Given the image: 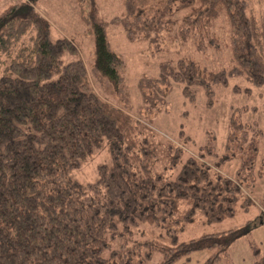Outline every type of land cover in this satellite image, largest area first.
<instances>
[{
	"label": "trees",
	"instance_id": "1",
	"mask_svg": "<svg viewBox=\"0 0 264 264\" xmlns=\"http://www.w3.org/2000/svg\"><path fill=\"white\" fill-rule=\"evenodd\" d=\"M38 2L17 0L0 11V264H151L156 249L172 254L159 263L169 264L187 251H224L225 232L178 243L179 234L198 213L205 223L219 222L254 203L245 190L262 171L257 167L264 129L258 120L244 121L234 111L221 153L214 134L196 154L168 139L167 162L157 168L155 129L127 105L97 92L79 44L66 35L54 37ZM76 2L94 34V79L107 77L120 88L124 59L110 43L106 21L96 17L95 7L86 13L94 0ZM122 2L129 39L157 50L167 42L178 50L176 59L160 62L154 79L140 77L147 107H158L170 81L181 83L190 100L202 88L208 102L215 86H228L233 77L264 85V19L249 0ZM222 16L230 29L224 42L231 50L228 66L211 69L174 44L178 29L199 51L220 47L214 27ZM67 53L71 59L65 61ZM180 135V142L191 141L184 130ZM104 141L111 162L99 165L93 182L75 179L72 170ZM232 160L238 162L235 170L224 172ZM145 224L160 228V237L173 245L160 248L151 238L141 239ZM253 248L261 257L257 264H264L261 250Z\"/></svg>",
	"mask_w": 264,
	"mask_h": 264
},
{
	"label": "rangeland",
	"instance_id": "2",
	"mask_svg": "<svg viewBox=\"0 0 264 264\" xmlns=\"http://www.w3.org/2000/svg\"><path fill=\"white\" fill-rule=\"evenodd\" d=\"M17 0H0V11L8 4ZM19 1V0H18ZM252 10L264 19V0H249ZM85 5L86 13L95 7L96 17L104 19L107 23L109 40L112 47L124 59L122 73L124 76L120 88L107 77L94 79L95 43L92 27L85 23L81 16L79 4L76 0H39L38 10L52 23L54 37L66 35L79 44L80 55L83 57L97 92L108 101L126 105L136 118L149 123L155 129V142L158 148L160 161L157 168L167 162L165 145L168 139L186 149V154H196L198 148L211 142V134L216 136L214 144L218 152H222L228 132L231 115H236L244 121L258 120L264 129V85L255 86L244 77H233L228 86L216 85L212 102L207 101V96L202 88L196 87V95L190 100L183 94L181 83L170 81L169 86L163 85L167 93L164 100L157 102L158 107H147L142 100L138 89V81L142 75H148L151 80L158 74L159 64L167 58H177L175 47L164 42V47L155 49L146 41L132 40L126 36L123 26L124 5L122 0H94V3ZM216 38L219 39L220 47H208L207 51H199L190 39L183 41L179 36L178 29L172 38L180 43L182 52L189 54L210 67L219 69L230 64L231 50L224 44L229 38V25L225 16L215 21L214 27ZM221 40V41H220ZM65 61L71 59L69 53L63 56ZM237 85L238 90H234ZM249 88L250 91L245 89ZM181 130L189 134L191 141L180 142ZM213 136V135H212ZM159 160V159H158ZM212 160V159H210ZM264 135L260 140L257 168L262 171L257 173V181L249 190L254 203L247 211L238 210L232 216L219 222L205 223V219L199 213L191 222L184 225L180 232L178 243L199 238L208 233H224L221 238L226 240V248L216 256L214 249H196L190 252L179 253L172 258L169 264H257L258 259L254 254L253 246L261 250L259 256L264 257ZM111 162L108 152V143L104 141L88 156L79 168L72 170V176L82 183L93 182L97 179L98 168L101 164ZM232 160L223 165L222 170L231 174L237 166ZM162 166L159 169H164ZM186 208L182 209V213ZM140 236L151 238L160 248L173 245L171 240L160 237V228L151 227L148 224L142 226ZM144 232V234H143ZM164 250H154L151 264H159L166 261L172 254ZM258 259V260H257Z\"/></svg>",
	"mask_w": 264,
	"mask_h": 264
}]
</instances>
